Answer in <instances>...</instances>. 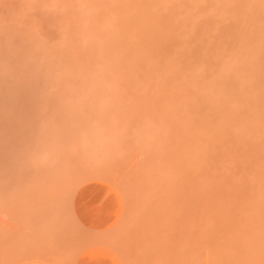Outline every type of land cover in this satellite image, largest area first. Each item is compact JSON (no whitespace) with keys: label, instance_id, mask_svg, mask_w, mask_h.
<instances>
[{"label":"rangeland","instance_id":"1","mask_svg":"<svg viewBox=\"0 0 264 264\" xmlns=\"http://www.w3.org/2000/svg\"><path fill=\"white\" fill-rule=\"evenodd\" d=\"M150 1L0 0V264H264V0Z\"/></svg>","mask_w":264,"mask_h":264},{"label":"bare ground","instance_id":"2","mask_svg":"<svg viewBox=\"0 0 264 264\" xmlns=\"http://www.w3.org/2000/svg\"><path fill=\"white\" fill-rule=\"evenodd\" d=\"M108 1H110V0H108ZM130 1V0H129ZM134 1V0H133ZM183 1H186V0H183ZM188 1V0H187ZM193 1H197V2H199L198 4H197V11H198V14L200 13V14H202V12L201 11H205V13H207V11H209V10H214V12H213V14H211L212 13V11H210V14L209 15H212L211 16V18H213V20H211V21H209V23H207V21H206V24L209 26H207L206 28H208V30L209 31H211L212 30V28H213V30H214V32H215V34H216V32H217V29H221V31H222V29L224 28V27H222V26H220L222 23H221V20H223V19H225L224 18V13L226 12V13H228V12H230L229 10H231V12L232 11H235L236 9H237V7H241V8H243V9H245V8H247V7H251V3H250V1L249 0H207V1H204V3L202 2V1H200V0H193ZM127 2H128V0H127ZM139 2V1H138ZM138 2H136L137 4H138ZM189 2V1H188ZM188 2H186V4H189ZM119 3V2H118ZM118 3H116L117 5L116 6H118L119 7V4ZM129 3V4H128ZM127 4L129 5V7L131 6V7H134V4L132 3L131 4V2H128ZM156 3H159V0H152V2L150 1V6L151 5H153V4H156ZM200 3H201V5H200ZM125 4H126V2H125ZM160 4V3H159ZM170 4H172V3H170ZM185 4V3H184ZM185 4V5H186ZM139 5V7H141V6H143V5H140V4H138ZM167 5V4H166ZM175 5V4H174ZM192 5V4H191ZM198 5H200V6H198ZM204 5V6H203ZM169 6V5H168ZM167 6V7H168ZM172 6H173V4H172ZM201 6H203V8H201ZM104 7V6H103ZM130 7V8H131ZM138 6L137 7H134V8H139ZM189 9H188V8ZM117 8V7H116ZM169 8V7H168ZM171 8V7H170ZM174 8H175V6H174ZM177 8V7H176ZM186 8H187V11H185V12H182V14H183V16H182V18H181V20L180 19H178V22L179 23H181L182 22V24H184V27H187L188 29L190 28V26H194V25H192V24H194L195 23V16H196V12H193V11H190V9L192 10L193 8L192 7H189L188 5L186 6ZM241 8H240V11H241ZM172 9H173V7H172ZM200 9V10H199ZM203 9V10H202ZM239 9V8H238ZM249 9V8H248ZM248 9H246V10H248ZM130 10V9H129ZM127 10L128 12L127 13H129V15H130V13H131V16L130 17H132V18H130V19H133V18H136V17H133L134 15H136V14H138L136 11H141V10H133V12H131L132 10ZM176 10V9H175ZM179 10V11H178ZM245 10V12H247ZM150 11V10H149ZM149 11L147 12L148 13V15L150 16L151 14L149 13ZM176 11H178V12H180V9H178L177 8V10ZM175 11V12H176ZM184 11V10H183ZM124 12V11H123ZM242 13H243V11H241ZM126 13V12H125ZM177 13V12H176ZM133 14V15H132ZM142 15H143V13H141ZM180 14H181V12H180ZM180 14H178L177 13V15L178 16H180ZM181 14V15H182ZM199 14V15H200ZM208 14V13H207ZM233 14H235V13H233ZM248 14V13H247ZM153 15V14H152ZM176 15V16H177ZM232 15V14H231ZM138 16V15H137ZM177 16V17H178ZM223 16V17H222ZM220 19H219V18ZM221 17H222V19H221ZM140 18V17H139ZM138 18V19H139ZM179 18V17H178ZM210 18V19H211ZM244 20V19H243ZM202 21V20H201ZM200 21V22H201ZM204 21V20H203ZM224 21V20H223ZM225 21H227L226 19H225ZM229 21V20H228ZM160 22V23H159ZM158 23H159V25H155L156 26V28H154L153 26V28H145V29H139V31H137L136 30V33H138L137 35H139L140 37H141V42H140V45L142 46V47H144V48H146V47H150V46H152V44L155 42L156 43V38H157V36L155 37L154 35L155 34H153L152 35V31H153V29H155L154 31H157L156 29H158V26H160V27H162L161 26V24L162 25H165L166 23H168V21L164 18V19H162V20H160V21H158ZM197 23H198V21H197ZM217 23H220L219 24V26H217ZM226 23V22H225ZM229 23V22H228ZM242 23V22H241ZM230 24H231V22H230ZM201 25H202V23H201ZM229 25V24H228ZM166 26V25H165ZM200 26V25H199ZM235 26H237V23L234 25V27ZM241 26V25H240ZM244 26V25H243ZM159 27V28H160ZM164 27V26H163ZM162 27V28H163ZM192 27H191V29H192ZM234 27H232V28H234ZM205 28V29H206ZM230 28V27H229ZM245 28V27H244ZM164 29H167V27H164ZM163 29V30H164ZM225 29V28H224ZM227 29H228V27H227ZM170 30V29H169ZM213 30H212V32H213ZM229 30V29H228ZM173 31H175L174 29H173ZM172 30H171V32H173ZM230 31H232V30H230ZM234 31H236V29L234 28ZM135 32V31H134ZM187 32V31H186ZM220 32V31H219ZM224 32V31H223ZM135 33V34H136ZM173 34H174V32H173ZM175 34H176V31H175ZM174 34V35H175ZM220 34V33H219ZM172 35V34H171ZM193 35V34H192ZM210 35H211V33H210ZM212 36H214V34H212L211 35V37ZM216 36V35H215ZM222 36V35H221ZM162 37V36H161ZM160 37V39H161V41H162V38ZM204 37V36H203ZM217 37V36H216ZM248 37V36H247ZM174 38H175V36H174ZM177 38V37H176ZM175 38V39H176ZM205 38V37H204ZM157 39H159V38H157ZM165 39H166V37H165ZM206 39V38H205ZM217 39H219V38H217ZM164 40V39H163ZM168 40H172L173 42H168ZM168 40H167V43H169V44H172V43H177L178 42V40H177V42H176V40L174 41V39L172 38V39H169L168 38ZM221 40H223V39H221ZM158 41V40H157ZM160 41V40H159ZM182 41V40H181ZM218 41V40H217ZM231 41V40H230ZM230 41H229V43H230ZM203 42V41H202ZM221 42V41H220ZM124 44H126L127 42H123ZM154 43V44H155ZM163 43V42H162ZM179 43H180V40H179ZM179 43H177L178 45H179ZM218 43V42H217ZM222 43H224V42H222ZM235 42H232L231 44H234ZM157 44H158V42H157ZM165 44H166V41H165ZM176 44V45H177ZM200 44H203V43H200ZM204 44L208 47H210V45L212 46V42L209 40V41H206L205 40V42H204ZM219 44V43H218ZM236 44V43H235ZM234 44V45H235ZM167 45V44H166ZM173 45H175V44H173ZM180 45L181 46H187V44H185L184 45V43H183V45H182V43H180ZM179 45V46H180ZM168 46V45H167ZM204 46V45H203ZM202 46V47H203ZM213 46H214V44H213ZM212 46V47H213ZM212 47H210L211 49H212ZM218 47V46H217ZM219 47H221V45L219 46ZM218 47V48H219ZM169 48V47H168ZM187 48V47H186ZM203 48H205V47H203ZM167 49V48H166ZM165 49V50H166ZM170 49H171V47H170ZM169 49V50H170ZM185 49V48H184ZM206 49V48H205ZM207 49H209V48H207ZM217 49V48H216ZM175 50V49H174ZM178 50V49H177ZM187 50H188V48H187ZM213 50H214V48H213ZM212 50V51H213ZM229 50H232V49H229ZM234 50V49H233ZM128 51V50H127ZM209 51V50H208ZM128 53H130L129 51H128ZM127 53V54H128ZM127 54H126V56H127ZM129 55V54H128ZM133 55V54H132ZM125 56V57H126ZM129 56H131V55H129ZM236 57V58H235ZM233 58H235V59H233ZM233 58H232V60H230L229 62H227V63H222V62H219V63H221L220 64V66L219 67H217L216 69H218L219 70V72L217 71V72H215L216 71V69L214 68V66H210L211 68H213V69H215V71H214V74H212V75H210V76H212L211 77V79L212 80H209V81H214L215 83L217 82L218 84L220 83V90H222V91H220V92H225L228 96H232L234 99L236 98L237 99V97H238V99L240 100V98L242 99V97H243V95L244 94H242L241 95V93L239 94V92H241V91H243V89H244V86H247L249 83L246 81V80H244V83H242V82H240L241 81V79H240V81L238 80V78H237V80L239 81V84H237L238 82L237 81H235L234 80V78L232 77V76H230L231 74H228V76L229 77H227V76H225V78H224V76H223V74L221 75L220 73H221V71H220V69L221 70H224L225 69V67H234V69H236L237 67V69H239V67H240V65H238V60H237V56H233ZM239 58V57H238ZM142 61V60H141ZM232 61V62H231ZM138 62H140V60L138 61ZM143 62H145V61H143ZM143 62H140V63H143ZM210 62V61H209ZM208 62V63H209ZM240 62V61H239ZM140 63H137V64H135V65H137V68H138V64H140ZM206 63V62H205ZM218 63V62H217ZM144 64V63H143ZM142 64V65H143ZM211 64V63H210ZM212 64H214V63H212ZM246 64V63H245ZM142 65H140V66H142ZM208 65V64H207ZM207 65H205L204 64V66H201L200 68H201V70H199V71H202V67H204V70H206V69H209V68H207L208 66ZM248 64H246L245 66H244V68H246L249 72H251V73H254L255 72V68H258L259 67V69H260V67H262V69L261 70H259V71H261V74L262 73H264V71H262V70H264V65H260V63L258 64V63H254V64H251V65H248ZM145 66V65H144ZM216 66H218V65H216ZM135 67V66H134ZM243 67V66H242ZM210 68V69H211ZM141 69V68H140ZM212 69V70H213ZM231 69V68H230ZM230 69H228V70H230ZM233 69V68H232ZM233 69V72L235 71ZM242 69V68H241ZM198 71V72H199ZM204 72V71H203ZM202 72V73H203ZM206 73H207V71H205ZM201 72H200V74H202ZM205 73V74H206ZM216 73H217V75H216ZM219 73V74H218ZM259 74V73H258ZM260 74V75H261ZM227 77V78H226ZM239 77H241V75L239 76ZM243 79V78H242ZM237 82V83H235V82ZM208 83V82H207ZM207 83H206V85H207ZM213 83V82H212ZM221 87H222V89H221ZM207 88V87H206ZM209 89V88H208ZM206 91V90H205ZM208 91V90H207ZM242 96V97H241ZM226 98V97H225ZM235 99V100H236ZM226 99H224V100H222L223 102L225 101ZM229 101V100H228ZM230 101H234V100H231L230 99ZM229 101V102H230ZM227 102V101H226ZM207 103V102H206ZM227 104V103H226ZM222 105H223V103H222ZM69 111V110H68ZM67 112V111H66Z\"/></svg>","mask_w":264,"mask_h":264}]
</instances>
